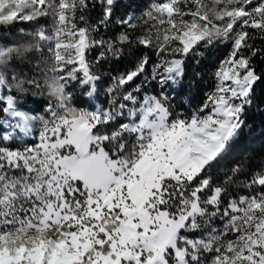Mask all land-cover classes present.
<instances>
[{
	"label": "snow or ice",
	"instance_id": "1",
	"mask_svg": "<svg viewBox=\"0 0 264 264\" xmlns=\"http://www.w3.org/2000/svg\"><path fill=\"white\" fill-rule=\"evenodd\" d=\"M0 264H264V0H0Z\"/></svg>",
	"mask_w": 264,
	"mask_h": 264
},
{
	"label": "trees",
	"instance_id": "2",
	"mask_svg": "<svg viewBox=\"0 0 264 264\" xmlns=\"http://www.w3.org/2000/svg\"><path fill=\"white\" fill-rule=\"evenodd\" d=\"M221 55H223V53H221ZM209 71H211V69H209ZM259 147V142H257V144L253 145L252 146V149H249V150H253L255 148H258Z\"/></svg>",
	"mask_w": 264,
	"mask_h": 264
}]
</instances>
